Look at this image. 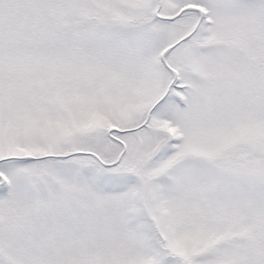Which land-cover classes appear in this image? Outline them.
<instances>
[{
	"label": "snow or ice",
	"instance_id": "1",
	"mask_svg": "<svg viewBox=\"0 0 264 264\" xmlns=\"http://www.w3.org/2000/svg\"><path fill=\"white\" fill-rule=\"evenodd\" d=\"M0 264H264V0H0Z\"/></svg>",
	"mask_w": 264,
	"mask_h": 264
}]
</instances>
